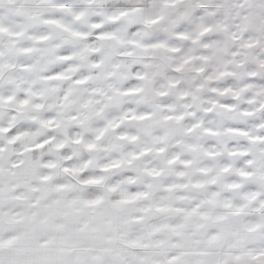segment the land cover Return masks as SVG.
Wrapping results in <instances>:
<instances>
[{
    "label": "snow or ice",
    "instance_id": "1",
    "mask_svg": "<svg viewBox=\"0 0 264 264\" xmlns=\"http://www.w3.org/2000/svg\"><path fill=\"white\" fill-rule=\"evenodd\" d=\"M0 264H264V0H0Z\"/></svg>",
    "mask_w": 264,
    "mask_h": 264
}]
</instances>
